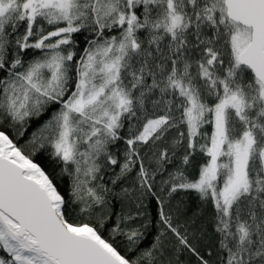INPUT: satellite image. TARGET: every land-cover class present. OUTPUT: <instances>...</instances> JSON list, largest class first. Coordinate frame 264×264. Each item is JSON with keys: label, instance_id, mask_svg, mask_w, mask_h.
<instances>
[{"label": "snow or ice", "instance_id": "6c2138e0", "mask_svg": "<svg viewBox=\"0 0 264 264\" xmlns=\"http://www.w3.org/2000/svg\"><path fill=\"white\" fill-rule=\"evenodd\" d=\"M0 264H264V0H0Z\"/></svg>", "mask_w": 264, "mask_h": 264}, {"label": "trees", "instance_id": "16d2710c", "mask_svg": "<svg viewBox=\"0 0 264 264\" xmlns=\"http://www.w3.org/2000/svg\"><path fill=\"white\" fill-rule=\"evenodd\" d=\"M38 162H40V161H38ZM42 166H45L46 168H48V170H51V167L47 164V162H45ZM68 183H69V181L67 180V178H65L63 181L60 182L59 187L61 188L62 191L67 189ZM180 195L183 196L185 194L181 193ZM186 199H187L188 203L193 208H195V207H197L199 205V198H198L197 194L194 191L187 193L186 194ZM210 212H211V208L209 206V208L206 209V214H210Z\"/></svg>", "mask_w": 264, "mask_h": 264}]
</instances>
